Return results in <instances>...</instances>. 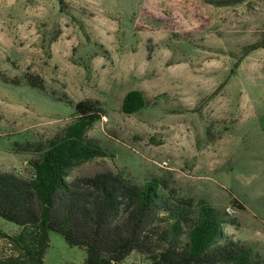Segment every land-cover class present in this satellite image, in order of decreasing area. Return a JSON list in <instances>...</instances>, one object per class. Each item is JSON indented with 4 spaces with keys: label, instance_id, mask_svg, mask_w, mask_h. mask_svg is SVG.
I'll use <instances>...</instances> for the list:
<instances>
[{
    "label": "rangeland",
    "instance_id": "1",
    "mask_svg": "<svg viewBox=\"0 0 264 264\" xmlns=\"http://www.w3.org/2000/svg\"><path fill=\"white\" fill-rule=\"evenodd\" d=\"M133 89L151 104L127 114ZM85 99L105 109L87 136L109 155L71 177L170 178L227 212L228 236L264 256V0H0V169L31 177L21 148L63 133L69 102ZM0 230V264H23L22 227L0 217ZM49 238L47 264L85 263V248ZM121 264L149 261L133 252Z\"/></svg>",
    "mask_w": 264,
    "mask_h": 264
},
{
    "label": "trees",
    "instance_id": "2",
    "mask_svg": "<svg viewBox=\"0 0 264 264\" xmlns=\"http://www.w3.org/2000/svg\"><path fill=\"white\" fill-rule=\"evenodd\" d=\"M23 78L47 92L43 77L27 73ZM69 103L75 118L63 133L21 148L32 155L31 177L0 169V217L22 227L13 241L23 250V264H47L50 231L85 248L84 264H121L133 252L149 264H264V256L224 230L234 218L203 197L182 195L170 178L137 181L115 171L71 177L76 164L109 154L87 136L105 113L101 101ZM150 104L133 89L122 109L133 114Z\"/></svg>",
    "mask_w": 264,
    "mask_h": 264
}]
</instances>
